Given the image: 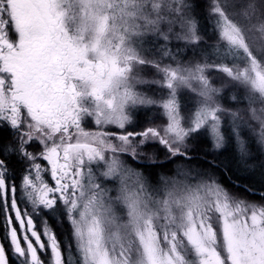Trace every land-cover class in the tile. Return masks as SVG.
Returning a JSON list of instances; mask_svg holds the SVG:
<instances>
[{
	"label": "snow or ice",
	"instance_id": "snow-or-ice-1",
	"mask_svg": "<svg viewBox=\"0 0 264 264\" xmlns=\"http://www.w3.org/2000/svg\"><path fill=\"white\" fill-rule=\"evenodd\" d=\"M0 264H264V0H0Z\"/></svg>",
	"mask_w": 264,
	"mask_h": 264
}]
</instances>
